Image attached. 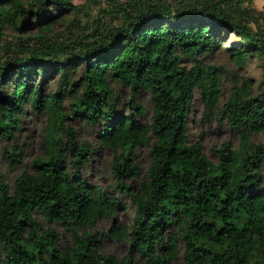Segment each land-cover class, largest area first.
Returning <instances> with one entry per match:
<instances>
[{
  "label": "trees",
  "instance_id": "1",
  "mask_svg": "<svg viewBox=\"0 0 264 264\" xmlns=\"http://www.w3.org/2000/svg\"><path fill=\"white\" fill-rule=\"evenodd\" d=\"M58 19L64 34L50 38ZM262 21L253 0H0V43L14 39L0 55V135L20 129L27 105L47 114L33 172L11 187L0 172V264H173L179 255L183 264H264V137L252 140L264 136ZM218 49L256 72L235 78L222 104L221 74L204 62ZM113 82L131 91L126 114ZM142 91L149 124L138 119ZM196 95L239 133L236 145L215 148V162L187 142ZM67 118L96 127L100 143L119 152L111 189L84 176L94 150ZM139 144L149 146L150 164L133 190ZM132 205L129 223L102 232L128 238L126 253L97 251L86 228ZM40 218L63 225L71 244L61 247Z\"/></svg>",
  "mask_w": 264,
  "mask_h": 264
},
{
  "label": "rangeland",
  "instance_id": "2",
  "mask_svg": "<svg viewBox=\"0 0 264 264\" xmlns=\"http://www.w3.org/2000/svg\"><path fill=\"white\" fill-rule=\"evenodd\" d=\"M86 0H74L75 3H84ZM253 7L262 9L264 8V0H253ZM93 13L95 9L93 8ZM65 15L64 13H60ZM67 16V15H66ZM264 27V21L261 22ZM65 22L58 19L53 24V34L50 38L62 37L65 31ZM34 29H31L29 33H33ZM5 43H0V55L4 54L3 46H10L13 44L14 39L11 35L3 38ZM231 42L230 37L225 41L226 45ZM204 62L216 66V71L221 74L222 80V98L221 104L227 99L230 91V87L235 78L247 77L251 74H256L252 68H236L229 53L225 50L218 49L208 57L204 59ZM183 64L189 66V62L186 60ZM252 66V65H250ZM236 74V76H233ZM256 76V75H255ZM112 88L118 97V104L121 111L126 114L129 111V99L131 97V91L129 87L122 86L117 82L112 83ZM71 98L67 97L63 104L69 109ZM135 100L145 107V113L138 116V119L143 124L150 123V117L152 114V102L149 91H142L135 97ZM47 123V114L39 113L37 110L26 106V112L22 116L20 123V129L14 131L12 137H6L0 135V172L3 175L4 181L11 187L13 185L14 178L20 174L23 170L33 172L32 162L35 158L42 156L44 152L45 142V125ZM66 124L75 128L77 131V139L79 142L88 143L89 147L94 150L92 159L89 165L85 166V174L87 180L99 184L102 187L112 188L115 182L111 163L119 155V152H114L111 148L105 147L100 143L99 133L96 127L86 125L82 120L66 119ZM186 134L188 137V143L198 141L202 146V151L213 162L217 161V153L215 148L219 147L224 142H230L236 145L239 141V133L232 129L224 120L220 118L219 114L213 115L205 110V104L198 95L195 96L193 103L190 107L188 114V124ZM263 135H253L252 140L258 141L263 139ZM135 153L137 154L136 162L140 166V175L133 177L129 180V183L133 186V190H136L141 180L146 177V172L150 164L149 146L139 144L135 146ZM21 153L22 164L19 166L15 162ZM264 172V166H263ZM120 200H128L125 196H120ZM135 207L132 205L128 210H124L118 206L116 208L115 215L112 218L101 219L93 228H86V232L92 233L97 238L96 249L101 253L114 254L118 257L126 253L129 247V239L124 238L122 240L113 238L110 236H103L102 232L110 227L116 228L129 223ZM42 229L50 226L57 234V242L61 247H66L71 244V232L66 230L63 225L52 222L48 223L42 218L39 219ZM83 233V230H80ZM83 236L85 234H82ZM142 264V261L139 260ZM173 264H183L181 255L178 256Z\"/></svg>",
  "mask_w": 264,
  "mask_h": 264
}]
</instances>
